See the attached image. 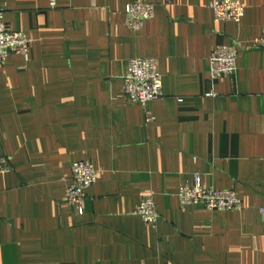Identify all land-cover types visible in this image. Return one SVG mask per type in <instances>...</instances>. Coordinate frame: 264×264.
I'll use <instances>...</instances> for the list:
<instances>
[{
	"label": "crops",
	"instance_id": "0c3cea01",
	"mask_svg": "<svg viewBox=\"0 0 264 264\" xmlns=\"http://www.w3.org/2000/svg\"><path fill=\"white\" fill-rule=\"evenodd\" d=\"M137 1L0 0L31 48L0 64V264H264V49L252 46L264 0H240L239 23L215 19L213 0H142L154 16L132 30L123 10ZM226 44L236 69L212 80L210 52ZM139 57L163 80L145 106L122 97ZM75 160L98 171L82 213L65 200ZM195 173L242 210L181 205ZM147 195L155 228L134 213Z\"/></svg>",
	"mask_w": 264,
	"mask_h": 264
},
{
	"label": "built area",
	"instance_id": "2783aa9c",
	"mask_svg": "<svg viewBox=\"0 0 264 264\" xmlns=\"http://www.w3.org/2000/svg\"><path fill=\"white\" fill-rule=\"evenodd\" d=\"M56 0H50L54 6ZM208 7L214 18L225 22L239 23L245 8L240 0H213ZM125 25L132 30H138L142 24L153 18V4L147 1L131 2L124 7ZM252 46L264 49V32L252 40ZM30 41L23 31L12 30L3 20L0 10V64L10 55H20L24 62L30 59ZM236 45H219L210 52L209 78L217 80L232 75L236 69ZM125 72L122 76V97L128 102L145 106L148 102L157 99L162 93L161 75L157 62L152 57L130 58L127 60ZM178 101H182L179 98ZM149 116L147 120H152ZM70 178L66 188L65 200L74 205L82 213L84 191L97 180L98 171L89 161L75 160L70 165ZM10 171V160L7 156H0V173ZM177 199L181 205L200 204L208 211H241L242 200L233 188L216 189L204 187L200 175L192 176L191 184H183L177 190ZM135 207L134 213L147 225L155 228L158 223V211L151 196H143Z\"/></svg>",
	"mask_w": 264,
	"mask_h": 264
}]
</instances>
